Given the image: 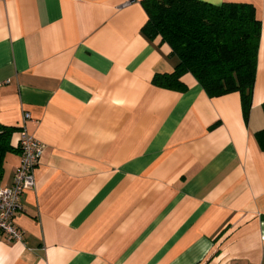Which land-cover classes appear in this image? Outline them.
I'll return each mask as SVG.
<instances>
[{
    "label": "crops",
    "instance_id": "0c3cea01",
    "mask_svg": "<svg viewBox=\"0 0 264 264\" xmlns=\"http://www.w3.org/2000/svg\"><path fill=\"white\" fill-rule=\"evenodd\" d=\"M142 0H0V189L44 145L0 264H264V0L248 121L237 93L156 87L177 59ZM29 118L24 120V115Z\"/></svg>",
    "mask_w": 264,
    "mask_h": 264
},
{
    "label": "trees",
    "instance_id": "16d2710c",
    "mask_svg": "<svg viewBox=\"0 0 264 264\" xmlns=\"http://www.w3.org/2000/svg\"><path fill=\"white\" fill-rule=\"evenodd\" d=\"M147 22L141 34L160 38L177 64L171 73L156 74V87L183 92L182 77L191 74L210 98L237 93L244 120L252 106L261 23L253 5L199 0H142ZM264 112V104L262 105ZM11 130L0 126V151L8 150ZM264 153V129L255 133Z\"/></svg>",
    "mask_w": 264,
    "mask_h": 264
},
{
    "label": "built area",
    "instance_id": "2783aa9c",
    "mask_svg": "<svg viewBox=\"0 0 264 264\" xmlns=\"http://www.w3.org/2000/svg\"><path fill=\"white\" fill-rule=\"evenodd\" d=\"M29 114L24 115V120ZM20 164L10 187L0 189V235L19 242L21 232L13 225V218L21 210L22 195L35 186V169L44 151V145L21 129L18 139Z\"/></svg>",
    "mask_w": 264,
    "mask_h": 264
}]
</instances>
